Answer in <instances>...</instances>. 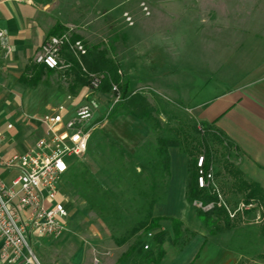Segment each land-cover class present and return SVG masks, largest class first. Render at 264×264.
Wrapping results in <instances>:
<instances>
[{"label":"crops","instance_id":"1","mask_svg":"<svg viewBox=\"0 0 264 264\" xmlns=\"http://www.w3.org/2000/svg\"><path fill=\"white\" fill-rule=\"evenodd\" d=\"M126 1L123 0L122 5ZM138 1L137 5L124 7L119 13L120 3L94 0L95 10L102 14L100 17L108 18L102 29L106 28L109 32L111 46L107 48L102 43L106 38L98 40L93 46L101 45L108 49V57L120 63L125 80H129L134 89L138 82L143 81L140 74L145 75L144 68L140 67L137 71L138 61L149 52L145 43L152 36L159 45L163 43L161 34L156 37L155 32L146 31L144 18L153 16L155 9L161 13L162 8L167 16L178 18L184 14L186 23L195 25L199 11L193 8L192 1L161 0L151 4L152 14L146 16L141 6L145 0ZM81 9V1L77 3L76 0H0V29L8 33L11 47L9 52L0 47V132L3 133L0 138V180L11 183L18 176V171L6 167L4 162L16 152L28 150L45 135L46 128L41 118L64 102L62 95L67 88L68 91H76L75 96L71 94L74 101L68 104L70 114L84 100L88 91L86 85L76 77H69L71 82L67 83L66 88L61 71H51L37 62L45 40L60 27L66 29L72 24L68 12H81ZM192 11L197 14L190 15ZM125 12L135 19V25L126 23V19H123ZM78 31L81 39L90 42L100 30L91 34V30L82 27ZM68 53L65 52V57L70 60ZM260 65L258 72L251 74L239 87L204 103L207 107L201 119L209 122L218 119L217 127L235 142L241 152L239 163L242 171L264 187V66L262 63ZM169 151L168 194L165 202L154 207V215L164 218L160 222L162 229L172 233L170 218H177L195 232V236L180 248L176 247L182 243H165L166 255L162 261L149 264H196L199 252L211 240L201 232L204 226L187 200L188 157L176 147ZM165 204L169 206L165 207ZM70 210L75 218V206ZM73 219L70 220V230L59 238L33 235L32 243L44 264H94L96 257L100 258L102 264H144L141 259H135L137 250L123 260L119 259L117 251L101 252L96 241L88 240L84 230L72 223ZM197 238H201L202 243L199 250L193 253L190 247ZM2 246L0 240V254ZM0 264H5L1 257Z\"/></svg>","mask_w":264,"mask_h":264},{"label":"rangeland","instance_id":"2","mask_svg":"<svg viewBox=\"0 0 264 264\" xmlns=\"http://www.w3.org/2000/svg\"><path fill=\"white\" fill-rule=\"evenodd\" d=\"M79 1L82 6L81 12H68V16L73 22L63 33L69 31L72 37H75L80 36L78 30H81L82 27L91 30V34L100 30L99 34L93 35L94 38H91L90 42H84L88 47H92L98 40L103 41L106 38V41L102 43L110 48V34L106 28L102 29L106 26L108 18L100 17L102 14L95 10L94 0H76L77 3ZM108 1L109 4L120 3L119 5H122L123 0ZM160 1L145 0V3L141 4L142 12L146 16H150L152 14L151 4ZM187 1L189 3L192 1L193 8L199 9L195 25H188L184 14H180L178 18L167 16L162 8L161 13L155 9L153 16L144 18L147 25L146 31L155 32L156 37L161 34L163 43L159 45L154 36L145 43L149 47V52L146 54L148 57L138 61L137 66V71L140 67L145 69H143L145 75L140 74L143 81L135 85V90H139L152 101H155L157 97L162 98L168 102L169 110L176 115L185 114L202 120L201 115L207 107L204 103L239 87L251 74L258 72L261 63L264 66V0ZM124 3L126 4L118 9L119 13L124 7L137 5L139 1L129 0ZM143 5L147 7V11L144 10ZM76 9H78L77 6ZM79 13H82L83 16ZM126 13L128 12L124 13L123 19H126ZM189 14L197 13L192 11ZM133 21V25H135L134 18ZM126 23L128 22L126 21ZM118 51L120 52V50ZM61 79L66 83L67 88V83L71 82L70 78H65L61 74ZM64 93L62 101H67V96L71 94L75 96L76 91H68L67 88ZM113 97L111 91H100L102 107L94 120L96 128L90 138L86 154L76 162L80 161L86 164L96 179L107 186L110 192L118 195L123 194L124 201L129 206L132 202L131 197L134 196L130 185H128L130 176L128 172L121 169L122 161L114 158V155L124 148L127 152L139 153L140 157L146 160L150 157V152L157 146L158 134L151 130L147 124L132 116H119L116 119H111ZM105 116H107L106 120L101 121ZM165 133L164 130L162 134ZM104 135L107 139L106 142H116L113 149L108 144L104 149L99 147L96 138L104 137ZM129 160V157H126L124 161L129 164ZM232 160H235L237 166H240L239 160ZM219 169L223 176H214L215 184L220 191L221 198L226 202L229 198L232 201L230 205L234 206V201H241L242 198L240 195L224 194L221 191V183L228 182L231 177L225 173L223 164L219 166ZM63 191L70 196L68 202L74 200L77 214L75 218L71 216L72 219L74 218L72 223L79 225L84 230L88 240L96 241L101 252L117 251L119 259L123 260L128 258L127 252L131 251L132 246L136 243H139L140 246L149 243L151 246L149 233L145 231H141L123 246L118 245L115 241L116 234L109 225V219L103 218L87 205L79 195L78 187L71 188L67 182ZM164 206L168 207L169 205L165 204ZM263 225L264 213L258 211L257 216H251V220L242 224V236L238 239V244H234L235 248L231 247L232 232L223 231L213 235L204 227V231L201 232L206 234L211 241L199 252L196 264H264V259L259 258L257 254V252L264 254ZM152 232L155 233V230ZM187 238L191 239V234L185 233L184 240ZM244 238L249 239L247 253H240L237 248ZM194 242L190 247L193 253L199 250L202 241L201 238H197ZM183 244L175 247L180 248ZM39 259L44 264L41 256Z\"/></svg>","mask_w":264,"mask_h":264},{"label":"trees","instance_id":"3","mask_svg":"<svg viewBox=\"0 0 264 264\" xmlns=\"http://www.w3.org/2000/svg\"><path fill=\"white\" fill-rule=\"evenodd\" d=\"M64 30L65 28L60 27L54 35L62 34ZM73 38L81 39L79 36ZM84 44L88 49V54L82 57L83 64L75 58L73 53L69 52L70 60L66 59L73 65L62 72V75L65 78L76 77L81 84L89 88V78L84 68L88 72L105 73L107 76L101 90L109 92L112 83H116L122 95V99L113 107L110 118L132 116L147 124L158 134V137L157 146L146 160H143L139 153H130L124 148L114 155V158L122 161L121 169L128 172L130 176L128 185L134 193L131 197V205H126L123 194L110 192L107 186L96 179L89 167L80 161L76 162L67 174L70 187H78L79 195L87 205L103 218L109 219V225L116 234L115 241L118 245L128 243L141 231L149 233L155 230L156 232L150 239L149 249L146 250L144 245L140 246L136 243L126 256H130L137 250L135 259H141L144 264L159 263L166 255L165 243L186 245L190 239L184 240L185 233L191 234L192 237L195 236V233L188 230L177 218H170L172 233L162 229L160 222L164 218L154 215V207L158 203L165 202L167 198L171 165L169 150L176 147L188 157L189 176L186 192L188 202L194 208L202 225L211 234L223 231L232 232L231 247L235 248L234 244H238V239L242 236V224L251 220V216H257L258 211L264 213V187L248 178L240 166H237L235 160H232H239L241 152L235 142L217 127L218 119L209 122L197 120L185 114L176 115L169 110L168 102L162 98L157 97L155 101H152L141 92L134 93L135 89L131 87L129 80H125L124 75L119 73L120 63L108 57V49L101 45L88 47L85 42ZM163 116L166 118L163 119ZM164 130L166 133L162 134ZM96 140L101 149H104L107 144L112 149L116 146V142H106L105 135L97 137ZM199 156L205 157L206 171L212 169L216 177L223 176L219 169V166L223 164L225 173L231 179L228 182H222L220 189L224 194L240 195L241 201H234L235 205L231 206L232 201L229 198L228 202L223 200L217 186L199 187L197 165ZM126 157L130 159L129 164L124 161ZM196 202L201 203L202 206H198ZM209 204H213V207L204 209ZM241 204L244 207L239 209ZM262 233L264 234V225ZM248 240L247 238L241 240L237 248L240 253H247ZM257 254L259 258L264 259V254L258 252Z\"/></svg>","mask_w":264,"mask_h":264},{"label":"built area","instance_id":"4","mask_svg":"<svg viewBox=\"0 0 264 264\" xmlns=\"http://www.w3.org/2000/svg\"><path fill=\"white\" fill-rule=\"evenodd\" d=\"M144 10H148L146 6ZM125 17L129 25L134 24L128 13ZM0 47L5 52L11 49L8 33L2 29ZM66 51L73 53L81 64L82 57L88 54L83 40L74 39L66 31L45 40L37 62L48 69L65 72L73 65L66 59ZM84 71L88 74L89 88L83 102L70 114L68 104L74 98L68 95L67 101L41 118L46 128L45 135L28 150L16 152L4 162L6 167L19 173L11 183L0 180V240L3 243L0 257L5 264H42L32 243L33 235L59 238L70 230V209L74 200L68 202L70 196L64 193L63 188L69 170L88 150L96 128L94 120L102 107L100 91L107 76L105 73L88 72L86 68ZM119 73L123 75L121 71ZM111 92L114 96L112 111L122 95L116 83H112ZM197 165L199 187L216 186L213 170L205 169L204 156L199 157ZM196 204L202 206L201 203ZM212 207L213 204L204 209ZM243 207L241 204L239 209ZM148 237L150 240L153 232H149ZM144 248L149 249L150 244L146 243ZM94 264H102L100 258L96 257Z\"/></svg>","mask_w":264,"mask_h":264}]
</instances>
